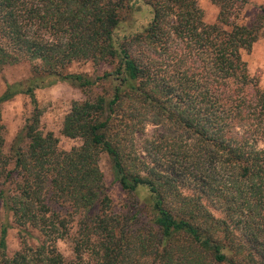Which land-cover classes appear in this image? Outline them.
<instances>
[{
  "label": "trees",
  "instance_id": "16d2710c",
  "mask_svg": "<svg viewBox=\"0 0 264 264\" xmlns=\"http://www.w3.org/2000/svg\"><path fill=\"white\" fill-rule=\"evenodd\" d=\"M210 1L212 24L197 0H0V73L30 65L0 94V121L13 98L31 105L7 149L0 123V264H264V92L242 58L264 5L244 26L246 0ZM78 62L110 70L68 72ZM59 82L87 94L63 118L80 142L68 151L36 99Z\"/></svg>",
  "mask_w": 264,
  "mask_h": 264
},
{
  "label": "rangeland",
  "instance_id": "374dc122",
  "mask_svg": "<svg viewBox=\"0 0 264 264\" xmlns=\"http://www.w3.org/2000/svg\"><path fill=\"white\" fill-rule=\"evenodd\" d=\"M199 7L203 11V19L206 23L216 22L218 10L210 0H197ZM264 5V0H246V4L238 17V23L244 26H250L258 14L259 6ZM145 14H140L137 18L142 21ZM126 32L136 29V15H130L125 22ZM139 25V24H138ZM242 58L247 63L248 73L252 82L257 88L264 92V27L259 33L257 41L253 44L249 52H242ZM105 70H110L107 64L96 67L91 62L73 63L68 72L82 73L89 76L101 74ZM30 75V65L23 62L18 65L3 68L0 73V94L8 83L18 82L27 79ZM93 95L95 91L91 92ZM87 94L71 85L63 82L56 83L45 89L36 91V99L42 112L40 118V128L44 133L50 132L58 140L60 150L68 151L72 147L79 145L78 140L69 139L61 134L62 122L65 115L69 112L73 101L84 99ZM91 95V94H90ZM31 112L29 99L25 96H17L1 107L0 123L5 127L4 137L6 149L9 148L15 133L22 127L25 119ZM100 168L104 175V182L109 197L114 207L119 208L124 203V194L120 191L118 185L113 182L112 175L106 156L100 160ZM3 221V215L0 211V222ZM7 251L11 255L20 247V240L17 235V229H10L6 237ZM59 251L65 259L72 257L71 245L69 242H58Z\"/></svg>",
  "mask_w": 264,
  "mask_h": 264
}]
</instances>
